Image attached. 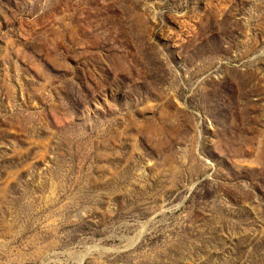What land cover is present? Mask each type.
Listing matches in <instances>:
<instances>
[{
	"label": "rangeland",
	"instance_id": "obj_1",
	"mask_svg": "<svg viewBox=\"0 0 264 264\" xmlns=\"http://www.w3.org/2000/svg\"><path fill=\"white\" fill-rule=\"evenodd\" d=\"M0 264H264V0H0Z\"/></svg>",
	"mask_w": 264,
	"mask_h": 264
}]
</instances>
